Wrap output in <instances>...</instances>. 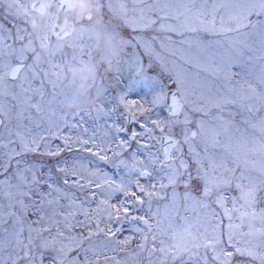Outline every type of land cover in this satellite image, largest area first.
<instances>
[{"label":"snow or ice","instance_id":"obj_1","mask_svg":"<svg viewBox=\"0 0 264 264\" xmlns=\"http://www.w3.org/2000/svg\"><path fill=\"white\" fill-rule=\"evenodd\" d=\"M124 26L138 33L120 40L134 51L120 57L113 48L108 67L158 87L148 100L121 93L111 109L91 106L120 110L99 138L83 139L86 128L57 136L79 127L69 118L88 106L62 111L65 94L40 65L19 57L6 69L0 264H143L145 253L147 264H264V0H132ZM153 30L181 39L147 35ZM201 33L225 39L204 42ZM213 43L219 52L201 57ZM143 56L166 84L147 75ZM44 121L48 136L34 131Z\"/></svg>","mask_w":264,"mask_h":264},{"label":"rangeland","instance_id":"obj_2","mask_svg":"<svg viewBox=\"0 0 264 264\" xmlns=\"http://www.w3.org/2000/svg\"><path fill=\"white\" fill-rule=\"evenodd\" d=\"M197 2H204V0H197ZM212 2L213 0H207L209 4ZM131 4L132 0H79L76 12V29L69 38L63 41H57L53 35L57 12L52 14V11L49 10L48 15L40 21L44 25L49 24V28L45 32L41 30L44 33V37H40L41 32L38 33L37 30L39 21L35 23L29 18L28 26L25 24L21 27L18 23H22L20 18H25V16L20 13H12L14 17L10 21L17 24L19 31L15 35L7 31L8 28H4L6 30L0 32V42L2 43L0 50L5 51V53L0 51V85L12 83L4 77V73L8 67L17 62L19 57L26 58L24 61L26 65L33 63L40 65L41 78L46 82L52 81L56 90L65 94L61 103L62 111L74 115L85 106H88L76 116L69 118V124H77L79 127H62L57 136L76 137L77 135H82L83 129L86 128L88 133L83 135V139H87L89 135L93 134L99 138L103 132L110 131L108 126L111 123L119 122L120 110L100 115L91 106L102 101L106 102V107L111 109L116 106V97L121 93H126L128 98L131 99L148 100L151 92L158 87L151 81H145L138 74L126 71L117 73L108 67L109 58H112L113 62L116 59L112 54L113 48L117 50L120 57L134 51L129 46L125 52L120 44L121 38L131 40L133 36L138 34L133 33L131 29L124 26L125 7L131 6ZM29 14L32 17V13L29 12ZM0 16V20L5 23L8 15L0 14ZM31 33H33L32 38H30ZM147 35L159 36L161 39L166 35H171L174 41L181 39L180 36L174 33L168 34L156 32L155 30L147 33ZM200 39L204 42H214L225 38L223 36L201 33ZM78 45L84 46L83 55ZM89 50L91 56L88 55ZM219 50V46L213 43L211 47L206 48L199 55L207 57L219 52ZM157 51H161L159 41H157ZM191 51L195 54L197 49L193 47ZM50 60L53 64L59 65V67H53L49 64ZM143 63L146 66L145 71L149 77L159 74V78L163 83L166 84L168 82L167 75L162 72L157 63L153 62L149 66V58L147 56H143ZM189 70L196 71L192 67H189ZM233 71H238V69H233ZM29 75H31L30 72ZM219 78L222 80L223 75L221 74ZM234 79H239V76L234 77ZM46 87L51 91V85L46 83ZM104 92L105 95L103 96ZM49 99L51 100L52 97L50 96ZM157 111L160 112L161 116L164 115L162 110L158 109ZM51 119L55 120L56 116H52ZM237 120H239V117H237ZM33 127L35 132L48 136L47 121H44L40 127ZM136 130L140 131L138 128ZM52 131L55 132L56 129L53 128ZM156 134L159 135V132L157 131ZM61 143L62 141L58 138L53 140L54 145ZM73 148L74 150H79L80 145H73ZM65 155L70 156L67 153ZM69 190L75 192L81 198L85 194L75 188ZM63 203H67V201ZM224 223L226 225L227 221L225 220ZM124 235H128V233L125 232ZM120 238L123 239V236ZM137 243H139V237L134 239L130 248L134 249ZM117 258L124 259V256L120 255ZM142 259L143 264H147L146 253Z\"/></svg>","mask_w":264,"mask_h":264},{"label":"flooded vegetation","instance_id":"obj_3","mask_svg":"<svg viewBox=\"0 0 264 264\" xmlns=\"http://www.w3.org/2000/svg\"><path fill=\"white\" fill-rule=\"evenodd\" d=\"M38 8H42L43 9V13H40L37 9ZM49 10L52 11V14H54L57 10H58V6L54 3L53 0H15V3L13 4V8L12 9H8L7 7V0H0V14L5 15L7 14V20L4 23L3 21L0 20V32L3 30L5 31L6 29L4 28H8L7 31L12 32L14 35L19 31L17 28V24L12 23V21H10V19H12L14 17L13 14L15 13H20L23 16H25V18H20L22 23H18L19 26H24L26 24V26H28V22H29V18L31 20H33V22L38 23L39 21V27H37L38 33L41 32H45L48 28H49V24L48 25H44V23H40L41 20H43L47 15L48 12H50ZM14 11V12H13ZM29 12L32 13V17L29 14ZM13 13V14H12ZM12 14V16H11ZM1 17V16H0ZM17 18V17H15ZM3 27V28H2ZM40 33V37H44V33ZM1 37V36H0ZM33 37V33H31L30 38ZM0 45H2V43L0 42ZM2 53L5 51L0 50Z\"/></svg>","mask_w":264,"mask_h":264},{"label":"water","instance_id":"obj_4","mask_svg":"<svg viewBox=\"0 0 264 264\" xmlns=\"http://www.w3.org/2000/svg\"><path fill=\"white\" fill-rule=\"evenodd\" d=\"M60 6L59 17L55 26V36L65 39L74 30L75 10L78 0H55ZM134 127V125H133Z\"/></svg>","mask_w":264,"mask_h":264}]
</instances>
